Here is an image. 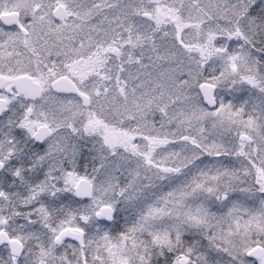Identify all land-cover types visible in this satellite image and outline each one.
I'll return each mask as SVG.
<instances>
[{"label": "snow or ice", "instance_id": "snow-or-ice-1", "mask_svg": "<svg viewBox=\"0 0 264 264\" xmlns=\"http://www.w3.org/2000/svg\"><path fill=\"white\" fill-rule=\"evenodd\" d=\"M0 264H264V0H0Z\"/></svg>", "mask_w": 264, "mask_h": 264}]
</instances>
